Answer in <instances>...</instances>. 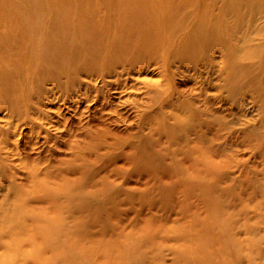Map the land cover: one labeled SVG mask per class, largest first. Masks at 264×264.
<instances>
[{"label": "rangeland", "instance_id": "rangeland-1", "mask_svg": "<svg viewBox=\"0 0 264 264\" xmlns=\"http://www.w3.org/2000/svg\"><path fill=\"white\" fill-rule=\"evenodd\" d=\"M42 1L0 0V264H264V0L39 58L16 11Z\"/></svg>", "mask_w": 264, "mask_h": 264}, {"label": "bare ground", "instance_id": "bare-ground-1", "mask_svg": "<svg viewBox=\"0 0 264 264\" xmlns=\"http://www.w3.org/2000/svg\"><path fill=\"white\" fill-rule=\"evenodd\" d=\"M138 1H112L110 11H108L107 9L106 15L102 21L99 20L100 18L97 15L99 7H92V9L87 12L82 8L83 3L81 2V0H78L76 2L65 0V2L57 5L46 3L45 1L26 3L25 5H18V11H16V13L19 16L20 21L26 23L29 28H32L37 24V30L30 38L31 40L23 41L31 45L32 50L34 51V55L38 56L39 58H41L42 56H61V51L64 47L63 43L65 41H68V39H71L72 37L86 41V44L93 48L104 45V43L111 41H117L118 43L120 42V44H122V42H124L126 39L124 36L127 35V27L124 25H127L129 27V25L132 24L129 35H131L132 37H136L142 30V22L147 20H149V27L159 29V32H161L160 35L162 34L163 37H165V42H163L162 46L163 48L167 47L171 42H173V38L178 30V18L184 13V8L186 5L185 1ZM243 1L244 0H235V3L242 5ZM167 2H170L172 4L169 5L170 3ZM246 5V8H244L243 10L236 9V21L243 20L249 13H253V11H259L255 8V3L253 1H247ZM60 11H64L66 15L68 14V19L72 21L70 23H68L67 21H60L59 18H62L59 17ZM43 14L47 18L43 17ZM91 21L96 22V25L94 27L88 25V23ZM204 22L205 20L202 22V24ZM221 22L223 21L218 20V23ZM109 24L115 29L111 31L108 28ZM43 26L46 29L44 31H41L40 29ZM7 31L9 30L3 29V31L1 32ZM46 31L48 32L46 33ZM119 31L121 32V38L124 37L122 40L121 38L118 40L114 39L115 33ZM199 32L202 31L200 30ZM53 37L61 38L62 44L61 46L60 44H53L51 46V52L48 53L46 52V50H48L50 46L47 47L46 45H44V42H49ZM197 39L199 40L197 41L198 45L196 44L197 49L202 48L208 40V38H202L201 36H199ZM0 50L4 51L1 48ZM101 57V53H96V55L93 56L94 59H99ZM34 62H37V59H35ZM36 64L39 65V63ZM34 71H39V68L35 67Z\"/></svg>", "mask_w": 264, "mask_h": 264}]
</instances>
